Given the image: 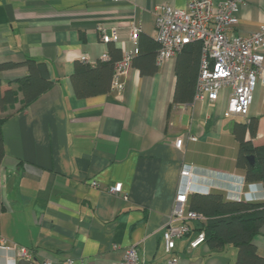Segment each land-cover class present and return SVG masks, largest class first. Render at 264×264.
<instances>
[{
  "label": "crops",
  "instance_id": "crops-1",
  "mask_svg": "<svg viewBox=\"0 0 264 264\" xmlns=\"http://www.w3.org/2000/svg\"><path fill=\"white\" fill-rule=\"evenodd\" d=\"M162 4L183 8L186 0H0V63L7 64L0 69V94L14 90V100L0 104V234L34 250V264H115L129 245L143 264H169L161 232L178 185H185L183 165L193 170L188 209L197 199L193 193L264 202L255 185L244 196L248 183H264L247 182L235 163L239 123L258 118L255 133L246 130L244 139L264 144L262 88L245 116H224L229 87L215 101L195 99V89L192 97L190 89L185 93L190 99H175L177 68L191 63L193 75L199 66L180 51L157 64L155 17ZM263 22L264 0H248L227 32L248 35ZM100 30H116L118 39L103 42ZM135 47L121 88L76 94V61L115 62ZM27 58L45 63L51 85L24 104ZM117 182L121 194L106 190ZM194 235L176 240L172 253L180 264L237 263L234 243L190 248ZM252 242L264 260V223ZM10 255L0 250V264H16Z\"/></svg>",
  "mask_w": 264,
  "mask_h": 264
},
{
  "label": "built area",
  "instance_id": "built-area-1",
  "mask_svg": "<svg viewBox=\"0 0 264 264\" xmlns=\"http://www.w3.org/2000/svg\"><path fill=\"white\" fill-rule=\"evenodd\" d=\"M118 1V0H114ZM248 0H186L183 8L170 4L158 7L155 17V39L158 43L156 62L158 65L173 58L185 44L198 40L201 43L199 69L196 79L195 99L215 101L221 90L230 88L224 116H245L253 101L254 91L261 86L264 94V22L248 35L228 34L239 21L240 6ZM139 30L131 29V38L136 41ZM103 42L116 41V30L107 33L100 30ZM138 48L124 51L114 63L111 89L122 87V77L126 74ZM101 58L107 60L106 53ZM195 139L194 136L190 137ZM182 138H176L174 145L181 148ZM180 176L185 185H178L168 222L162 228V238L166 252L170 253L169 264H180L173 252L176 240L188 234L190 221L204 220V216L186 208L188 195L194 191L191 166L183 165ZM96 185V182H93ZM110 193L119 195L120 182L106 187ZM122 197L127 198L126 195ZM205 242L203 230L195 232L189 240V247L195 248ZM0 250L10 252L8 259L17 264L18 260L32 262L35 251L14 243L0 234ZM42 264H50L44 260ZM115 264H143L135 245L124 249L122 258Z\"/></svg>",
  "mask_w": 264,
  "mask_h": 264
},
{
  "label": "trees",
  "instance_id": "trees-1",
  "mask_svg": "<svg viewBox=\"0 0 264 264\" xmlns=\"http://www.w3.org/2000/svg\"><path fill=\"white\" fill-rule=\"evenodd\" d=\"M190 56L192 60L200 62L201 43L198 40L189 42L183 46L180 53ZM120 59V58H119ZM190 60V59H189ZM116 62V61H115ZM113 58L90 66L84 62L76 61L73 73V85L78 96H85L98 91L107 90L111 85L114 71ZM25 63L28 67L27 75L20 84L23 103L27 104L43 93L51 85L47 68L44 62L27 58ZM0 63V69L6 66ZM183 66L182 70L188 68ZM177 68V88L175 99H190L193 96L198 71L193 75L190 72ZM190 73V74H188ZM108 83V84H107ZM14 100V90L6 89L0 94V104L9 103ZM258 118L251 117L246 123H239L236 133L238 140V151L236 156V167L242 169L247 182L262 181L264 183V144L253 145L250 140L244 139L246 130L251 135L255 133ZM0 121V162L3 156ZM248 155L254 156V162L247 159ZM197 199L191 203L190 210L201 213L204 220H195L188 235L194 230H203L205 241H212L218 245L232 242L238 246V259L236 264H264V260L255 252L252 242L259 225L264 223V202H250L245 200L224 201L220 193H207L204 195L193 193Z\"/></svg>",
  "mask_w": 264,
  "mask_h": 264
},
{
  "label": "clouds",
  "instance_id": "clouds-1",
  "mask_svg": "<svg viewBox=\"0 0 264 264\" xmlns=\"http://www.w3.org/2000/svg\"><path fill=\"white\" fill-rule=\"evenodd\" d=\"M254 185H255V187H259V189H260L261 192L264 191V187H263L261 184L256 185V184H250V183H248V184L246 185V187H247V188H248V187L252 188V187H254ZM248 190H249V188H248ZM250 193H251V192H250V190H249L248 192H245V193H244V196H246V195H248V194H250ZM243 200H245V201H250V202H254V200H252V199H245V198H243Z\"/></svg>",
  "mask_w": 264,
  "mask_h": 264
},
{
  "label": "water",
  "instance_id": "water-1",
  "mask_svg": "<svg viewBox=\"0 0 264 264\" xmlns=\"http://www.w3.org/2000/svg\"><path fill=\"white\" fill-rule=\"evenodd\" d=\"M247 159L249 160V162L253 163L254 162V156L253 155H248ZM18 264H34V262H28L25 260H19Z\"/></svg>",
  "mask_w": 264,
  "mask_h": 264
},
{
  "label": "rangeland",
  "instance_id": "rangeland-1",
  "mask_svg": "<svg viewBox=\"0 0 264 264\" xmlns=\"http://www.w3.org/2000/svg\"><path fill=\"white\" fill-rule=\"evenodd\" d=\"M261 86L259 85L258 88H260Z\"/></svg>",
  "mask_w": 264,
  "mask_h": 264
}]
</instances>
